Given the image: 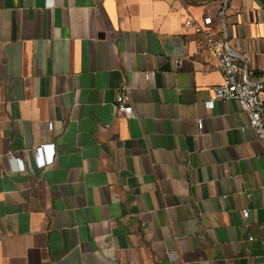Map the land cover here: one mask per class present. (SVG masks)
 <instances>
[{"label": "crops", "instance_id": "0c3cea01", "mask_svg": "<svg viewBox=\"0 0 264 264\" xmlns=\"http://www.w3.org/2000/svg\"><path fill=\"white\" fill-rule=\"evenodd\" d=\"M204 16L264 78V0H0V264H264V145L206 108Z\"/></svg>", "mask_w": 264, "mask_h": 264}, {"label": "built area", "instance_id": "2783aa9c", "mask_svg": "<svg viewBox=\"0 0 264 264\" xmlns=\"http://www.w3.org/2000/svg\"><path fill=\"white\" fill-rule=\"evenodd\" d=\"M212 18L204 16L200 21L191 18L184 20V28L199 36L207 50L216 60L215 68L221 74V83L214 86L211 96L205 102L206 108L213 107L215 101L233 100L237 102L245 114L246 124L264 145V78L256 79L253 71L249 69L241 58L230 48L227 41L216 38L210 30ZM154 70L145 71L143 77L146 81L155 76ZM113 108L117 118L131 120L135 114L128 102L129 88L124 85L115 86ZM52 129V123H48ZM198 130L202 129L201 119L197 120ZM11 164H16L18 171H24L25 166L21 159L13 154L8 158ZM53 162V144H43L34 148V163L36 167L43 168ZM243 217L248 216V210L241 211ZM251 239V238H248Z\"/></svg>", "mask_w": 264, "mask_h": 264}, {"label": "water", "instance_id": "95a60500", "mask_svg": "<svg viewBox=\"0 0 264 264\" xmlns=\"http://www.w3.org/2000/svg\"><path fill=\"white\" fill-rule=\"evenodd\" d=\"M100 36H102V34H100Z\"/></svg>", "mask_w": 264, "mask_h": 264}]
</instances>
